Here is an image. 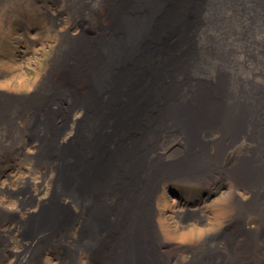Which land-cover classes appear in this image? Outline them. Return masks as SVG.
Returning <instances> with one entry per match:
<instances>
[{
	"label": "bare ground",
	"instance_id": "1",
	"mask_svg": "<svg viewBox=\"0 0 264 264\" xmlns=\"http://www.w3.org/2000/svg\"><path fill=\"white\" fill-rule=\"evenodd\" d=\"M38 1L0 0L58 38L31 93L0 83V264H264V0ZM176 181L228 187L172 232Z\"/></svg>",
	"mask_w": 264,
	"mask_h": 264
},
{
	"label": "rangeland",
	"instance_id": "2",
	"mask_svg": "<svg viewBox=\"0 0 264 264\" xmlns=\"http://www.w3.org/2000/svg\"><path fill=\"white\" fill-rule=\"evenodd\" d=\"M35 1L37 2V0ZM43 2H46V0L38 1L41 10L47 11L48 7H50V12L48 14L49 18L52 19L53 14L55 13V11H53V7L56 5V1L50 0V3L47 4L48 6ZM35 10L36 12L34 13H36V15H44V13L38 12L37 8H35ZM44 17L48 21V16L44 15ZM65 18L66 20H69L70 15L65 14ZM87 27L90 31L93 30L92 28L90 29L89 26ZM49 30L51 29L45 24V22L36 17L31 28L33 42L29 47L25 43L24 37L19 35L21 31V24L12 23L9 25L8 31L0 32V59L4 65L6 64L9 68L11 67V70L7 74L0 73V83L6 87H14L15 84H18L17 87H19V82L21 81L20 84L22 88L17 89L16 87V89L23 93H31V90H27L37 84L45 74L49 67V63L51 62V56L54 54L58 46V38L52 34V31L49 32ZM70 33L77 36L80 32L74 25H72ZM91 35L93 34L91 33ZM22 50H25V52L22 53ZM29 50L30 52L27 53ZM37 70H39V75L36 78ZM10 80L11 83H5ZM176 140L177 138L175 135H170L167 139V144ZM64 142L67 144L69 141L66 140ZM219 183L220 184H215L210 188L178 181H176L177 186H171L172 183L170 182L165 183L164 187L159 191L161 200L164 199L163 197L168 199V206L166 208L160 207L159 209L161 216L163 214L166 218V220H163V223L166 222L168 224L167 228L171 229L172 232H175L177 230V226L174 223L176 222V217L173 210H175V208L185 206V204L180 203L181 200L185 198L196 200L208 199L209 201H212L219 192L221 193L225 191L228 187V184L226 185L224 182ZM215 186H218L219 188L216 189ZM192 236V232H190L189 228H187V233L185 235L187 239L184 240L191 241Z\"/></svg>",
	"mask_w": 264,
	"mask_h": 264
}]
</instances>
